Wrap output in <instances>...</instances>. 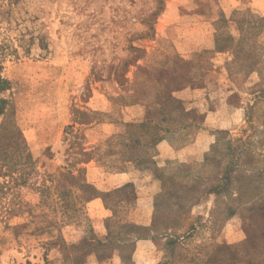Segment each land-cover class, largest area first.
Instances as JSON below:
<instances>
[{
  "label": "rangeland",
  "instance_id": "374dc122",
  "mask_svg": "<svg viewBox=\"0 0 264 264\" xmlns=\"http://www.w3.org/2000/svg\"><path fill=\"white\" fill-rule=\"evenodd\" d=\"M261 18L264 0H0V264H264ZM123 168L137 184L107 189Z\"/></svg>",
  "mask_w": 264,
  "mask_h": 264
},
{
  "label": "crops",
  "instance_id": "0c3cea01",
  "mask_svg": "<svg viewBox=\"0 0 264 264\" xmlns=\"http://www.w3.org/2000/svg\"><path fill=\"white\" fill-rule=\"evenodd\" d=\"M156 148L158 149L159 156H163L164 158H170L172 156H180L179 155V150H176L175 148H173L172 146L169 145L168 142L166 141H159L156 144ZM139 174L138 170H131V169H121L117 172H111V174L109 176L105 177V180L102 182L106 183L107 189H111V191L115 188H119V187H123L126 183H133L135 182L137 184V176ZM93 181V179H92ZM141 198H135L134 203L137 202V204L140 203ZM145 200V199H144ZM90 202H93L94 205H97V210L99 212L104 211L106 214L107 212L110 213L111 215V210L106 206L105 204V199L101 196L94 198L93 200H91ZM89 202V203H90ZM100 203V205H99ZM101 206V208H100ZM137 211L139 209H136ZM136 223L141 222V224H144L145 221H140L139 219L135 220ZM97 227H94V232L97 234V236H99L100 234L103 235H108L109 232V226H107V224L105 222L102 223V225L100 226V224L97 222L96 223ZM102 235V236H103ZM93 242H96L95 239H93ZM135 244L137 246H142V247H150L152 244V241L150 239H136ZM111 259V258H110Z\"/></svg>",
  "mask_w": 264,
  "mask_h": 264
},
{
  "label": "trees",
  "instance_id": "16d2710c",
  "mask_svg": "<svg viewBox=\"0 0 264 264\" xmlns=\"http://www.w3.org/2000/svg\"><path fill=\"white\" fill-rule=\"evenodd\" d=\"M260 20L264 21V18H261ZM8 81L3 79L1 76H0V92L4 89H6L7 85H8ZM5 104H6V101L5 99L1 98L0 97V114L3 113L4 109H5ZM139 125L141 126L142 123H139ZM138 125V126H139ZM139 239V238H138ZM96 241V240H95ZM97 242V241H96ZM98 243V242H97Z\"/></svg>",
  "mask_w": 264,
  "mask_h": 264
}]
</instances>
